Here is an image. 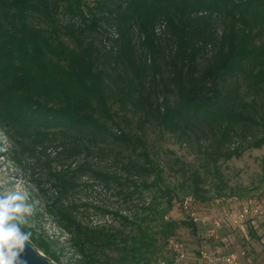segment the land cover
Listing matches in <instances>:
<instances>
[{
    "label": "trees",
    "instance_id": "trees-1",
    "mask_svg": "<svg viewBox=\"0 0 264 264\" xmlns=\"http://www.w3.org/2000/svg\"><path fill=\"white\" fill-rule=\"evenodd\" d=\"M0 124L29 131L23 147L75 263L156 264L181 226L200 236L167 218L181 195L208 203V180L217 197L228 190L227 141L251 131L264 146V0H0ZM149 129L206 137L204 174L177 159L181 182L168 183ZM93 182L129 215L84 203ZM90 211L112 219L89 221Z\"/></svg>",
    "mask_w": 264,
    "mask_h": 264
},
{
    "label": "rangeland",
    "instance_id": "rangeland-1",
    "mask_svg": "<svg viewBox=\"0 0 264 264\" xmlns=\"http://www.w3.org/2000/svg\"><path fill=\"white\" fill-rule=\"evenodd\" d=\"M86 1L91 5L94 2V0ZM28 132H15L14 130L7 132L0 124V191L12 189L27 196L28 202L34 206V212L27 218L28 223L24 226V231L25 227H28L51 243L53 251L57 252L60 257L58 263L52 260L55 264H77L74 262L76 256L70 247V234L60 228L54 218L46 212L47 197L39 191L38 182H36L40 171L33 165L30 154L23 147L24 141L27 143L29 140ZM209 138L211 139L210 136ZM252 138L251 131H246L227 141L225 148L235 154L222 156L219 166L229 188L224 192V196L217 197L212 180H208L207 188L212 189L211 195L214 198L199 209L201 213L211 216L218 210L223 211L225 206L218 207L216 204L219 198L237 197L255 199L264 203V146L253 147ZM149 139L152 148L159 154L162 165L166 168L167 181L172 186L181 182V175L176 176L171 169V165H174L177 159H182L186 162V166L190 165L193 169H200L204 174L205 165H207L204 148L208 143L205 142L206 137L202 134H200V139L194 138L187 142L168 134L164 137L157 129H149ZM173 168L179 169L175 166ZM83 181L87 182L88 179L83 178ZM93 185L81 193L84 203L118 207L122 213L129 215L128 206L114 191L107 190L98 182H93ZM184 196L181 195V199ZM89 214L88 220L95 223H103L112 219L111 216H103L94 211H90ZM167 218L178 221L186 219L178 203ZM177 233L183 241L188 243L190 253V259L182 264H200L196 261V252L200 246L198 237L201 234L196 235L187 226H181ZM212 245L220 252L235 254L240 264H264V217L257 219L256 227L249 222L243 229L227 227L220 233L219 239L212 242ZM38 250L51 260L42 250ZM170 262L178 264L174 255L165 246L156 264H169Z\"/></svg>",
    "mask_w": 264,
    "mask_h": 264
},
{
    "label": "built area",
    "instance_id": "built-area-1",
    "mask_svg": "<svg viewBox=\"0 0 264 264\" xmlns=\"http://www.w3.org/2000/svg\"><path fill=\"white\" fill-rule=\"evenodd\" d=\"M218 207L225 206L223 211L214 215L200 212L204 203L193 196H186L180 202V208L185 218L196 224L201 234V244L198 248L200 264H240L235 254L220 252L212 245L227 227L244 228L249 222L256 227V221L264 217V203L255 199H239L237 197L219 198ZM168 250L174 255L178 264L185 263L189 257L186 243L180 236H171L167 241Z\"/></svg>",
    "mask_w": 264,
    "mask_h": 264
},
{
    "label": "clouds",
    "instance_id": "clouds-1",
    "mask_svg": "<svg viewBox=\"0 0 264 264\" xmlns=\"http://www.w3.org/2000/svg\"><path fill=\"white\" fill-rule=\"evenodd\" d=\"M33 212V204L21 192L0 191V264H24L21 256L32 235L24 226Z\"/></svg>",
    "mask_w": 264,
    "mask_h": 264
},
{
    "label": "water",
    "instance_id": "water-1",
    "mask_svg": "<svg viewBox=\"0 0 264 264\" xmlns=\"http://www.w3.org/2000/svg\"><path fill=\"white\" fill-rule=\"evenodd\" d=\"M31 245H26L25 252L21 256L24 264H55L43 255L32 243Z\"/></svg>",
    "mask_w": 264,
    "mask_h": 264
}]
</instances>
